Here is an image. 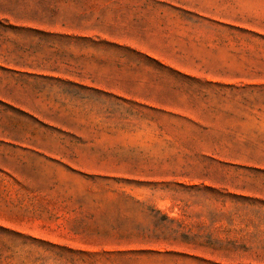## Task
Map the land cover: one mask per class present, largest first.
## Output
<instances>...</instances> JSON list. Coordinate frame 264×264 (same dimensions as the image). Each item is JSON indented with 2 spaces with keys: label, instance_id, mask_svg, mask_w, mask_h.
<instances>
[{
  "label": "rangeland",
  "instance_id": "rangeland-1",
  "mask_svg": "<svg viewBox=\"0 0 264 264\" xmlns=\"http://www.w3.org/2000/svg\"><path fill=\"white\" fill-rule=\"evenodd\" d=\"M208 3L0 0V21L121 35L130 4L175 7L180 20L204 25ZM253 11L244 25L264 31V8ZM231 34L242 41L244 75L264 74V37ZM72 40L0 25V67L11 70H0V264H74L25 236L91 253L75 264H264V86H209L130 49ZM208 42L187 46L208 57ZM149 79L176 113L142 107Z\"/></svg>",
  "mask_w": 264,
  "mask_h": 264
},
{
  "label": "crops",
  "instance_id": "crops-1",
  "mask_svg": "<svg viewBox=\"0 0 264 264\" xmlns=\"http://www.w3.org/2000/svg\"><path fill=\"white\" fill-rule=\"evenodd\" d=\"M208 1L209 3L206 6L211 8L213 12L208 18L203 19L204 25L192 22L189 19L180 20L178 15L179 9L175 7H151L144 9L130 4L125 9V19L123 18V21L120 22L124 25V31L121 35L96 31L94 29H91L89 32L75 31V33L70 34L36 27L31 24H16L13 27L21 28L22 31L20 34L18 30L13 29V31L21 35V33H33L34 30H38L45 33L42 36L43 38L51 37L56 41L62 40L63 37H73L72 43L76 40H84L96 46L127 48L144 56L145 59L158 64L161 68L174 73L176 76H181L193 82L202 81L209 86L234 90L237 88L242 89L244 86L255 87L259 84L264 86V74L257 72L256 74L244 75L242 41L237 42L232 34L230 37L226 36L227 32H238L241 34H255L256 36L259 34L263 37L264 31L258 27H249L250 23H247L248 27H246L241 18L246 8L255 10L251 13L257 14L261 11L264 8V0H233L227 3L220 0ZM225 8L229 13L228 16L223 17L216 14L217 9ZM231 16L234 17L232 18ZM201 30H203V35L200 36L202 41L204 38L207 39L209 41L208 46L211 48L208 57L197 55V52L201 54V51H195L194 46H187L188 43H192L193 45L195 39L200 40V37H196L194 33ZM228 44L230 45L229 49L233 50L232 53H229L232 56L230 60L224 53ZM237 49L239 51L238 58L236 55ZM0 70L5 72L10 69L0 67ZM13 70L19 72L17 67L13 68ZM34 74H37V76L42 75L44 78H48L47 76L50 75L45 70L34 72ZM50 78L55 77L51 76ZM57 80L66 81L74 86L82 85V82L70 80L66 77H59ZM158 83V79H149V81L145 80L141 82L142 86L150 87V89L146 92L145 97L139 99L140 104L150 111L176 113L178 110L177 103L173 99H168L164 95H161L162 87ZM1 85L2 80L0 79ZM90 90L101 91L102 93L113 94L115 96L129 95L122 89L108 86H91ZM170 91L177 95L181 93V96L188 93V89L186 91L183 89L179 90L177 85H173L172 83L170 84Z\"/></svg>",
  "mask_w": 264,
  "mask_h": 264
},
{
  "label": "trees",
  "instance_id": "trees-1",
  "mask_svg": "<svg viewBox=\"0 0 264 264\" xmlns=\"http://www.w3.org/2000/svg\"><path fill=\"white\" fill-rule=\"evenodd\" d=\"M0 25H1V27L5 28V29L12 28L14 30H18L19 33L22 31L21 28L8 26L7 23L3 24L2 21H0ZM33 33L34 34L37 33L38 35H41V36L45 35L44 32L38 31V30H34ZM258 36H262V35H259L258 34ZM15 233L17 235L23 236L21 233H18V232H15ZM25 237L28 238V239H30V240H32V241L39 242V243H45V244H48L49 246H51L53 248H56V249H59V250H63V251H66V252L70 253V256L66 257V259L69 260L70 262L74 263V264L77 261L76 258L82 259L83 256L91 254V253H87L85 251H77V250H73L71 248L62 247V246H59L57 244L49 243L47 241L40 240V239H37V238H34V237H29V236H25ZM81 261L85 262V259H82Z\"/></svg>",
  "mask_w": 264,
  "mask_h": 264
}]
</instances>
